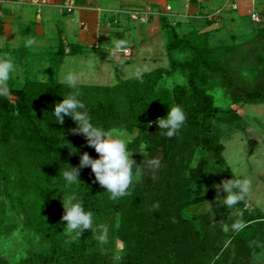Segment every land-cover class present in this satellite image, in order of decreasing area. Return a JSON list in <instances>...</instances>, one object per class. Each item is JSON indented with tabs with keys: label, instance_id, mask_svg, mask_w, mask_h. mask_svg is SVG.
I'll list each match as a JSON object with an SVG mask.
<instances>
[{
	"label": "trees",
	"instance_id": "1",
	"mask_svg": "<svg viewBox=\"0 0 264 264\" xmlns=\"http://www.w3.org/2000/svg\"><path fill=\"white\" fill-rule=\"evenodd\" d=\"M162 21L168 67L144 72L143 82L132 76L114 85L78 83L94 124L135 135L129 149L140 174L118 200L108 198L90 167L80 170L81 182L66 187L68 164L77 167L85 151L93 158L98 153L83 134L72 133L77 125L70 117L63 125L54 121L55 104L70 91L65 84L31 78L0 97V188L41 244L15 263L0 257V264H264L254 258L257 245H264V215L246 208L247 196L234 208L218 203L226 195L219 184L236 177L215 123L235 125L242 116L218 105L214 95L217 82L234 104L264 102V26L249 40L215 46L208 33L181 36L165 16ZM178 73L183 83H166ZM175 105L187 119L169 139L156 121ZM73 192L95 224L67 243L73 237L63 231L62 200ZM198 204L199 210L187 211ZM4 212L0 201V220ZM104 230L102 244L97 236Z\"/></svg>",
	"mask_w": 264,
	"mask_h": 264
},
{
	"label": "crops",
	"instance_id": "2",
	"mask_svg": "<svg viewBox=\"0 0 264 264\" xmlns=\"http://www.w3.org/2000/svg\"><path fill=\"white\" fill-rule=\"evenodd\" d=\"M65 2L0 1V59L17 58L22 73L41 80L62 81L71 71L78 83L114 85L142 65L169 66L158 65L161 56L169 63L163 16L179 35L208 33L215 46L249 40L264 26V0L263 11L257 0H75L71 8ZM135 12L146 21L133 19ZM121 41L129 56L118 52ZM86 70L95 75L86 77Z\"/></svg>",
	"mask_w": 264,
	"mask_h": 264
},
{
	"label": "clouds",
	"instance_id": "3",
	"mask_svg": "<svg viewBox=\"0 0 264 264\" xmlns=\"http://www.w3.org/2000/svg\"><path fill=\"white\" fill-rule=\"evenodd\" d=\"M34 41L29 40L26 46H31ZM126 42L121 41L116 45L118 50L126 47ZM15 71V64L10 57L0 59V97H8L10 90L6 86L11 74ZM135 77L143 82L142 70H137ZM70 91L67 95H62L63 99L54 106L52 115L54 121L63 125L65 117H70L76 128L71 131L73 134H83L89 147L95 149L98 158H93L88 152L80 155L79 165L70 166L63 171L62 175L66 182V187L71 188L73 185L81 182L78 179L80 170L90 167L95 175V180L106 189L110 200H118L126 196L134 181L135 159L132 158V152L129 145L135 140V135L126 130L119 128L106 129L93 123L89 109L81 99V92L78 87L79 77L69 71L61 81ZM186 112L180 105L168 107L167 114L157 119L156 124L160 129V135L173 138L186 124ZM76 149V148H75ZM72 150V152H77ZM155 166L158 162L152 160L149 162ZM252 186L251 179L233 181L226 180L219 184L218 190L226 193L222 201H218L223 207L234 208L241 203L249 194ZM63 207L65 209L62 220L66 221L64 232L73 237L67 243L74 242V239L81 238L85 230H94V213L85 208L81 198L73 192L65 197L63 194ZM238 225L237 227H243ZM100 243L107 242V231L103 235L97 236Z\"/></svg>",
	"mask_w": 264,
	"mask_h": 264
},
{
	"label": "rangeland",
	"instance_id": "4",
	"mask_svg": "<svg viewBox=\"0 0 264 264\" xmlns=\"http://www.w3.org/2000/svg\"><path fill=\"white\" fill-rule=\"evenodd\" d=\"M257 1L258 11H263L259 5L261 0ZM168 64L167 57L161 56L158 65L168 66ZM154 67L156 66L147 64L140 66L137 70L145 72ZM23 68L19 64H15V71L6 84L9 90L11 87H21L28 79L40 77L39 74H32L31 72L22 73ZM137 70L125 75L135 76ZM84 75L91 77L95 74L88 71ZM86 82L91 83L93 81L88 80ZM183 82L184 77L180 73L172 75L166 81L169 85ZM214 84L216 103L225 108L232 107L242 116L240 123L235 125L215 123V126L220 130L221 142L225 145L226 163L233 170L236 177L235 181L252 180L251 190L247 195L246 208L254 213L259 212L264 215V102L234 104L224 88L217 82ZM139 174L140 172L134 173V179L139 177ZM0 201L5 202V212L2 220H0V257L6 258L10 263H15L41 250L38 237L26 227L21 216L10 206L1 188ZM206 208L209 209L211 206L207 205ZM122 256L123 243L118 240L116 260L119 261ZM254 258L264 260L263 244L257 245Z\"/></svg>",
	"mask_w": 264,
	"mask_h": 264
},
{
	"label": "built area",
	"instance_id": "5",
	"mask_svg": "<svg viewBox=\"0 0 264 264\" xmlns=\"http://www.w3.org/2000/svg\"><path fill=\"white\" fill-rule=\"evenodd\" d=\"M0 1H5V0H0ZM7 1V0H6ZM75 4V0H66L65 5L67 8H71ZM236 7V6H235ZM3 16V12L0 9V18ZM132 18L136 20H141L143 22L146 21V17L141 15L139 12H135L132 14ZM253 18H257L256 14H253ZM120 54H123L125 56H129L131 54V51L129 48H125L123 50H118Z\"/></svg>",
	"mask_w": 264,
	"mask_h": 264
},
{
	"label": "water",
	"instance_id": "6",
	"mask_svg": "<svg viewBox=\"0 0 264 264\" xmlns=\"http://www.w3.org/2000/svg\"><path fill=\"white\" fill-rule=\"evenodd\" d=\"M200 208H201V205L198 204V205H194V206L188 208L187 211L188 212H195V211L199 210Z\"/></svg>",
	"mask_w": 264,
	"mask_h": 264
}]
</instances>
